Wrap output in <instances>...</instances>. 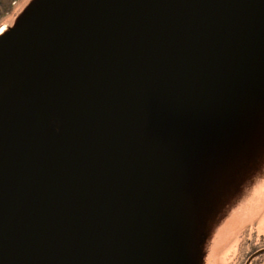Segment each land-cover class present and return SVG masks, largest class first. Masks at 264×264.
<instances>
[{"label":"water","instance_id":"obj_1","mask_svg":"<svg viewBox=\"0 0 264 264\" xmlns=\"http://www.w3.org/2000/svg\"><path fill=\"white\" fill-rule=\"evenodd\" d=\"M41 2L0 36V264H157L129 236L154 191L132 184L137 129L244 64L264 0Z\"/></svg>","mask_w":264,"mask_h":264},{"label":"rangeland","instance_id":"obj_2","mask_svg":"<svg viewBox=\"0 0 264 264\" xmlns=\"http://www.w3.org/2000/svg\"><path fill=\"white\" fill-rule=\"evenodd\" d=\"M41 1L0 0L7 11L0 36L16 21L34 20ZM261 28L243 65L222 68L216 80L206 72L203 80L173 87L174 93L167 89L156 116L137 129L135 141L144 148L131 166L132 184L154 191L150 204L140 206V229L129 236L146 261L242 264L255 243L264 244ZM126 194L137 195L130 184Z\"/></svg>","mask_w":264,"mask_h":264},{"label":"flooded vegetation","instance_id":"obj_3","mask_svg":"<svg viewBox=\"0 0 264 264\" xmlns=\"http://www.w3.org/2000/svg\"><path fill=\"white\" fill-rule=\"evenodd\" d=\"M242 264H264V244L255 243Z\"/></svg>","mask_w":264,"mask_h":264},{"label":"trees","instance_id":"obj_4","mask_svg":"<svg viewBox=\"0 0 264 264\" xmlns=\"http://www.w3.org/2000/svg\"><path fill=\"white\" fill-rule=\"evenodd\" d=\"M5 12H7V11H4V10L2 9V5H1V3H0V17H1L2 14L5 13Z\"/></svg>","mask_w":264,"mask_h":264}]
</instances>
